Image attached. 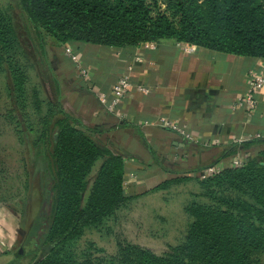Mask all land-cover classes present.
Instances as JSON below:
<instances>
[{"label":"trees","instance_id":"16d2710c","mask_svg":"<svg viewBox=\"0 0 264 264\" xmlns=\"http://www.w3.org/2000/svg\"><path fill=\"white\" fill-rule=\"evenodd\" d=\"M9 3L14 16L0 10V69L5 70L13 102L6 119L16 124L20 146L29 155L28 160H22L27 195L22 215H26L33 191L39 198V208L24 237V253L0 252V263L5 259L2 264H42L79 239L86 229L110 218L131 198L125 194V169L127 160L135 158L108 140L104 129L86 122L73 109L71 101L65 99V83L57 74L58 63L52 61L51 53L72 43L123 49L148 42H176L264 60V3L261 0H9ZM21 58L27 63L21 62ZM28 68L36 70L53 93L34 139L25 126ZM35 99L34 105L39 110L43 103L38 96ZM135 130L156 165L166 173L183 175L156 189L197 180L196 175L202 170L239 153L250 154L264 145V138L231 143L210 162L183 168L162 159L141 131ZM204 182L212 186L210 196L216 205L194 203L189 207L193 222L181 244L163 255L144 250L136 261L109 264H264V150L251 155L242 167H226ZM233 192L240 197L225 196Z\"/></svg>","mask_w":264,"mask_h":264},{"label":"crops","instance_id":"0c3cea01","mask_svg":"<svg viewBox=\"0 0 264 264\" xmlns=\"http://www.w3.org/2000/svg\"><path fill=\"white\" fill-rule=\"evenodd\" d=\"M67 45L76 51L88 74L80 75L65 55L66 44L52 52L57 74L65 83V99L86 122L104 129L108 140L135 157L127 160L125 169L124 186L131 183L125 187L128 197L130 191H148L156 182L183 176L166 173L156 165L135 129L162 159L183 168L210 162L231 143L264 138V89L256 96L258 107L251 118L239 106L248 90L249 72L264 74L263 59L176 42L154 43V49ZM126 74L133 89L111 109L113 89ZM102 95L109 105L102 103ZM172 127L191 135L192 141ZM263 150L264 145L250 154ZM135 177L141 179L137 184ZM18 226L19 221L1 208L0 239L7 240L9 251L18 242Z\"/></svg>","mask_w":264,"mask_h":264},{"label":"rangeland","instance_id":"374dc122","mask_svg":"<svg viewBox=\"0 0 264 264\" xmlns=\"http://www.w3.org/2000/svg\"><path fill=\"white\" fill-rule=\"evenodd\" d=\"M261 2L264 3V0ZM9 4V0H0V10L5 15L10 13L14 16L13 12L9 11ZM21 62L27 63L22 58ZM26 73L29 80L28 106L25 111L28 117L25 126L29 129L30 137L34 139L41 129L47 104L53 98V93L49 86L43 84L36 70L28 68ZM5 77V70L0 69V209L9 211L19 221L18 242L10 250L18 253L20 250L25 251L24 237L39 208V198L34 191L31 193L26 215L23 217V202L27 195L24 191L26 171L22 160H28L29 155L20 146L19 135L15 131L16 124H11L6 119L7 113L13 109V102ZM37 96L43 103L39 110L34 105ZM20 129H23L22 126ZM197 162L200 163V160ZM229 162L230 159L223 161L225 165H229ZM28 171L31 169L28 168ZM94 175L95 172L91 180ZM196 178L198 179L169 184L163 189H156L162 185L156 182L152 185L154 188L148 191H130L131 198L117 209L114 215L86 229L79 239L67 244L42 264H109L112 261L121 263L138 260L139 253L144 250L156 255L169 252L171 247L181 244L187 236L193 222L189 207L194 203L216 205L210 196L212 186L197 175ZM134 180L137 184L141 179L135 177ZM129 185L130 182L126 183L124 188H129ZM225 196L238 198L240 194L233 192L226 193ZM5 261L3 259L0 264Z\"/></svg>","mask_w":264,"mask_h":264},{"label":"built area","instance_id":"2783aa9c","mask_svg":"<svg viewBox=\"0 0 264 264\" xmlns=\"http://www.w3.org/2000/svg\"><path fill=\"white\" fill-rule=\"evenodd\" d=\"M145 48L147 49H154L155 45L154 43H145ZM65 55L76 65L78 68V72L82 76H87V71L84 70L80 66V57L76 53V51L73 49V47L66 44L65 46ZM131 89H133V84L131 82L129 74L124 75L121 77V79L118 81V83L115 85L113 89V102L110 104L111 107L109 108H117L118 105L121 104V102L128 97L130 94ZM264 89V74L262 72H258L257 70H251L248 75V90L246 95L240 100L239 106L245 110V115L248 118H251L256 111L258 107V100L256 96ZM147 92V90H146ZM101 101L105 105L108 104V98L104 95L101 96ZM175 131H178L182 135H185V137L192 141L193 137L191 135L186 134L185 132L181 131L180 129L176 127H172ZM243 142V141H242ZM251 157L250 154L247 153H239L233 157L230 158L229 165H225L223 162L219 163L218 165L208 167L201 172L197 173V176L200 179H207L210 176L214 174L220 173L222 170H224L226 167L231 168H240L242 167L245 162ZM8 245L7 240L3 241L0 239V251L2 253L8 251Z\"/></svg>","mask_w":264,"mask_h":264},{"label":"water","instance_id":"95a60500","mask_svg":"<svg viewBox=\"0 0 264 264\" xmlns=\"http://www.w3.org/2000/svg\"><path fill=\"white\" fill-rule=\"evenodd\" d=\"M181 146L183 147L184 145H181ZM23 252H24L23 250H20L19 251L20 254H23Z\"/></svg>","mask_w":264,"mask_h":264}]
</instances>
